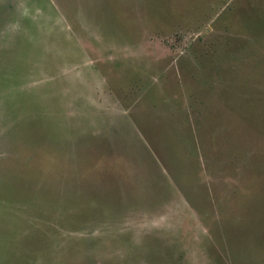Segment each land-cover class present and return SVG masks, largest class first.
<instances>
[{
  "label": "rangeland",
  "instance_id": "obj_1",
  "mask_svg": "<svg viewBox=\"0 0 264 264\" xmlns=\"http://www.w3.org/2000/svg\"><path fill=\"white\" fill-rule=\"evenodd\" d=\"M0 264H264V0H0Z\"/></svg>",
  "mask_w": 264,
  "mask_h": 264
}]
</instances>
